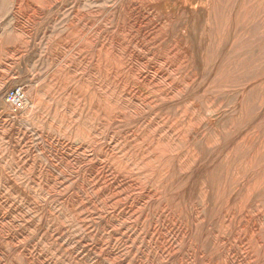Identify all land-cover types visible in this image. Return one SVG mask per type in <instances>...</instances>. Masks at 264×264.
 I'll return each mask as SVG.
<instances>
[{
	"label": "rangeland",
	"instance_id": "rangeland-1",
	"mask_svg": "<svg viewBox=\"0 0 264 264\" xmlns=\"http://www.w3.org/2000/svg\"><path fill=\"white\" fill-rule=\"evenodd\" d=\"M257 208L264 0H0V264H244Z\"/></svg>",
	"mask_w": 264,
	"mask_h": 264
},
{
	"label": "bare ground",
	"instance_id": "bare-ground-1",
	"mask_svg": "<svg viewBox=\"0 0 264 264\" xmlns=\"http://www.w3.org/2000/svg\"><path fill=\"white\" fill-rule=\"evenodd\" d=\"M185 47V46H184ZM118 81V80H117ZM120 81V80H119ZM27 103L25 104V107L23 108L26 110V116H29V114L32 112L33 108L39 106V100L35 96L27 97ZM195 105V104H193ZM22 109V110H23ZM12 113V112H11ZM113 114V113H112ZM115 114V113H114ZM109 115V114H108ZM187 120V119H186ZM170 123V122H169ZM190 123V122H189ZM47 125V124H46ZM176 125V124H175ZM171 126V125H170ZM175 127V126H173ZM172 127V128H173ZM169 128V127H168ZM176 129V128H175ZM174 129V130H175ZM172 132V131H171ZM170 133V132H169ZM174 136V135H173ZM179 136V135H178ZM106 140V139H105ZM177 141V140H176ZM158 146V145H157ZM167 146V145H166ZM152 148V146H151ZM158 148V147H157ZM165 148V147H164ZM149 149V148H148ZM166 149V148H165ZM157 150V149H155ZM160 151V149H159ZM166 152V150H164ZM170 151V150H169ZM163 153V152H162ZM190 153V152H189ZM172 154V153H171ZM192 154V153H191ZM150 155V154H149ZM159 155V154H158ZM178 155V154H177ZM176 155V156H177ZM189 155V154H188ZM153 156V155H152ZM190 156V155H189ZM192 157V156H191ZM150 158V156H149ZM148 158V159H149ZM157 158V157H156ZM186 158V157H185ZM190 157L186 158L187 160ZM166 159V158H165ZM185 159V161H186ZM192 159V158H191ZM147 160V159H146ZM189 162V161H188ZM161 164V163H160ZM162 170V169H161ZM160 170V171H161ZM201 170V169H200ZM163 171V170H162ZM239 177V176H238ZM238 179V178H236ZM241 179V178H240ZM239 180V179H238ZM242 180V179H241ZM244 180V179H243ZM244 183H242L243 185ZM245 187V186H244ZM149 193V192H148ZM146 197V196H145ZM48 200V199H47ZM154 202V201H153ZM165 210V209H164ZM163 212V210H162ZM165 212V211H164ZM260 209H255L251 211V213L241 212V219L236 221L235 213L231 211H227L223 213L222 220L224 226H230L233 225V229H231L230 232V238L237 243H240L241 249L244 251V264H260L264 263V225L262 224L260 218H259ZM193 215V214H192ZM194 217H196L194 215ZM190 218V217H189ZM187 219V217H186ZM193 219V218H192ZM188 220V219H187ZM186 220V222H187ZM194 220V219H193ZM191 220V221H193ZM197 221L194 220V222ZM189 222V221H188ZM196 223V222H195ZM184 224V223H182ZM176 225V224H175ZM185 225V224H184ZM181 227V226H180ZM179 227V228H180ZM191 227V226H190ZM193 227V226H192ZM189 229V228H188ZM193 229V228H192ZM226 229V228H224ZM227 230V229H226ZM179 231V229H178ZM183 231V230H182ZM187 231V230H185ZM192 231V230H191ZM182 234V232H180ZM187 233V232H186ZM180 234V235H181ZM188 234V233H187ZM180 238V237H179ZM182 238V237H181ZM186 239V238H185ZM188 239V238H187ZM224 239V238H223ZM222 239V240H223ZM182 240V239H180ZM225 240V239H224ZM232 242V241H231ZM187 243V242H186ZM222 246H226V244L229 242L227 241H221ZM185 245V244H184ZM188 245V244H187ZM229 246H227L228 248ZM225 248V249H227ZM240 249V248H239ZM231 251V250H230ZM253 251H255L257 254H254ZM175 258V257H174ZM203 259V258H202ZM207 259V258H206ZM231 260V259H230ZM205 261V260H204ZM207 262V261H206ZM208 263V262H207ZM232 264H237L232 263Z\"/></svg>",
	"mask_w": 264,
	"mask_h": 264
},
{
	"label": "built area",
	"instance_id": "built-area-1",
	"mask_svg": "<svg viewBox=\"0 0 264 264\" xmlns=\"http://www.w3.org/2000/svg\"><path fill=\"white\" fill-rule=\"evenodd\" d=\"M5 99L16 110H22L26 104V96L22 87H13L6 91Z\"/></svg>",
	"mask_w": 264,
	"mask_h": 264
}]
</instances>
